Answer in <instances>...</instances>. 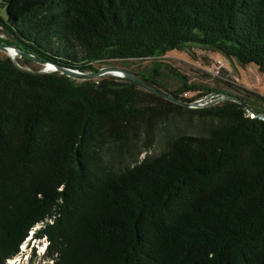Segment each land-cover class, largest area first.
<instances>
[{
	"label": "trees",
	"instance_id": "trees-1",
	"mask_svg": "<svg viewBox=\"0 0 264 264\" xmlns=\"http://www.w3.org/2000/svg\"><path fill=\"white\" fill-rule=\"evenodd\" d=\"M0 6L7 12L1 42L83 72L188 44L264 72V0ZM23 61L31 62L0 55V264L19 253L31 231L47 241L43 259L51 263L43 264H264L263 119L233 101L189 108L123 78L77 83L58 71L23 68ZM152 73L143 76L148 83L194 99L182 94L196 86L184 81L170 92L157 81L156 66ZM233 94L264 113L248 92ZM176 110L219 123L134 159L154 144L155 121ZM111 150L131 163L111 165Z\"/></svg>",
	"mask_w": 264,
	"mask_h": 264
},
{
	"label": "rangeland",
	"instance_id": "rangeland-1",
	"mask_svg": "<svg viewBox=\"0 0 264 264\" xmlns=\"http://www.w3.org/2000/svg\"><path fill=\"white\" fill-rule=\"evenodd\" d=\"M1 2L2 0H0V3ZM0 16L4 19L7 18L5 7L0 6ZM0 55L6 56L7 53L0 51ZM20 65L29 70H45V67L33 61L28 63L23 61ZM104 66L121 67L135 72L138 75L142 74L140 75L141 77H149L153 74L152 69L156 66L160 73L157 76V81L164 85L167 91L171 92L176 90L179 86H183L184 81H186L188 85L196 86L197 88L188 89L182 94L186 98H194L192 101L205 98L208 94L212 93H208L207 89H214L217 92H232V94L234 92L237 94L248 92L251 94V97L248 96V101L255 109H260L262 106L264 107V101L261 99L264 98V72L260 71L256 64L249 63L241 65L235 59L229 58L219 51L207 49L196 44H188L182 49H172L163 55H158L153 58L142 60H113L96 64V68ZM47 72H49V70ZM108 76L109 75L103 77ZM101 78L90 79L89 81H97ZM82 81L84 80H75L77 83ZM253 95L261 98L254 100ZM147 100L150 106L154 105L161 109L165 108V104L160 100H155L154 98H147ZM254 101H257L258 105H256ZM177 111L178 110L168 113L166 118L162 121H155L154 128L156 138L154 144L148 150L140 149L142 152L139 151L140 153H137L134 159L140 161L148 154L157 155L166 148L167 142L177 135H205L211 127L219 123V121L213 117L199 119L201 117L197 114L188 115L187 113ZM251 115L252 114H250V116ZM188 116L190 117L188 118ZM122 156L123 157H121L117 151L111 150L108 151L105 159L115 167L119 166L120 163H131L130 158L127 156L125 157V154ZM38 227L39 225H36L33 230ZM32 232L33 231L29 233V236L20 246L19 253L13 258L8 259L6 264L51 263V261L43 259L47 241L43 238L35 239L31 237L33 234Z\"/></svg>",
	"mask_w": 264,
	"mask_h": 264
},
{
	"label": "water",
	"instance_id": "water-1",
	"mask_svg": "<svg viewBox=\"0 0 264 264\" xmlns=\"http://www.w3.org/2000/svg\"><path fill=\"white\" fill-rule=\"evenodd\" d=\"M0 51L7 53L8 57H10L12 60H15L16 57L27 58L33 62L41 64L43 67H45V70L41 72H47L48 70L58 71L59 73L64 74L67 77L71 79H75V80L76 79H79V80L97 79V78H101L106 75L123 78V79L136 83L139 87L143 88L144 90L150 93H153L168 101H171V102H174V103H177V104L189 107V108L208 107L211 105L218 104L222 101L237 102L245 106L246 111L252 114L251 117L257 116L264 120V113L257 114L242 98L232 93H229V92H217L216 91V92H212L208 94L203 99H198L192 102H188V101L178 99L174 97L173 95L162 91L156 86L148 83L143 77H141L137 73L121 68V67L104 66V67L98 68L96 71L83 72V71L74 69L70 66H66L64 64L53 62L50 59H47V60L39 59L35 55L30 54L26 52L25 50H22L17 44L9 43V42L7 43L0 42ZM48 66L50 67L47 68Z\"/></svg>",
	"mask_w": 264,
	"mask_h": 264
},
{
	"label": "built area",
	"instance_id": "built-area-1",
	"mask_svg": "<svg viewBox=\"0 0 264 264\" xmlns=\"http://www.w3.org/2000/svg\"><path fill=\"white\" fill-rule=\"evenodd\" d=\"M0 37H1L2 39H5V35H4L3 33H0Z\"/></svg>",
	"mask_w": 264,
	"mask_h": 264
},
{
	"label": "bare ground",
	"instance_id": "bare-ground-1",
	"mask_svg": "<svg viewBox=\"0 0 264 264\" xmlns=\"http://www.w3.org/2000/svg\"><path fill=\"white\" fill-rule=\"evenodd\" d=\"M50 66H48L47 68H49Z\"/></svg>",
	"mask_w": 264,
	"mask_h": 264
},
{
	"label": "flooded vegetation",
	"instance_id": "flooded-vegetation-1",
	"mask_svg": "<svg viewBox=\"0 0 264 264\" xmlns=\"http://www.w3.org/2000/svg\"><path fill=\"white\" fill-rule=\"evenodd\" d=\"M140 75H142V74H140Z\"/></svg>",
	"mask_w": 264,
	"mask_h": 264
}]
</instances>
